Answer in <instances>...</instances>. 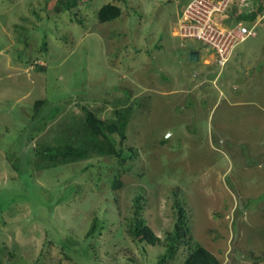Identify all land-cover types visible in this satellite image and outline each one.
Masks as SVG:
<instances>
[{
	"label": "rangeland",
	"instance_id": "obj_1",
	"mask_svg": "<svg viewBox=\"0 0 264 264\" xmlns=\"http://www.w3.org/2000/svg\"><path fill=\"white\" fill-rule=\"evenodd\" d=\"M188 1L0 0V264H181L196 245L264 264V0L222 67L181 38ZM107 2L121 15L100 23ZM66 143L89 151L43 155ZM137 200L157 245L129 233ZM178 204L189 232L170 252Z\"/></svg>",
	"mask_w": 264,
	"mask_h": 264
},
{
	"label": "trees",
	"instance_id": "obj_2",
	"mask_svg": "<svg viewBox=\"0 0 264 264\" xmlns=\"http://www.w3.org/2000/svg\"><path fill=\"white\" fill-rule=\"evenodd\" d=\"M121 15V9L119 6H117L114 3L107 2L103 5H101L97 11V20L100 23L112 21L116 18H118ZM255 16V13H247V14H241L240 19H245L247 21L251 20ZM79 22H81L80 19H78ZM44 44V42H43ZM46 44H44L45 47ZM124 117L122 114L121 117ZM49 117L47 114L42 116V118ZM54 116H51L49 118H52ZM85 121L87 123L88 128L90 129V133L92 136H101L102 142L100 151L113 156L115 158L121 157V152L118 150L115 145L113 144V141L107 133L102 128V123L99 118L95 116L94 113L91 111H87L85 115ZM125 122L121 121L120 128H118L119 135L123 138L124 137V125ZM89 151V148H83L78 146H73L71 144H64L57 148L48 147L43 152V155L50 160L51 162H56L58 160H80L84 158ZM115 181L117 182V176L115 177ZM139 199V198H138ZM141 199V197H140ZM142 204L140 203V200H137L133 216L131 219V222H129V233L133 235V237L137 238L138 240L145 241L149 245H157L160 242V238L153 232L152 228L146 223L145 218L142 215ZM2 212V211H0ZM177 223L174 227V234L172 236L167 235V240L170 241L169 249L168 251L173 252L176 249V241L181 242L184 241L186 238L189 227L188 222L186 220L187 214L184 210V207L181 204H178V211H177ZM97 229V220L96 218H93L87 232H86V238H90L96 233ZM181 264H222L221 261L213 254L209 249L202 245H196L193 248H191L187 255L185 256L184 260L181 262Z\"/></svg>",
	"mask_w": 264,
	"mask_h": 264
},
{
	"label": "built area",
	"instance_id": "obj_3",
	"mask_svg": "<svg viewBox=\"0 0 264 264\" xmlns=\"http://www.w3.org/2000/svg\"><path fill=\"white\" fill-rule=\"evenodd\" d=\"M250 0H190L183 6L178 30L182 39H192L213 50L215 63L222 67L233 47L254 32L241 14L251 13ZM192 47V46H191ZM193 49V48H192Z\"/></svg>",
	"mask_w": 264,
	"mask_h": 264
},
{
	"label": "water",
	"instance_id": "obj_4",
	"mask_svg": "<svg viewBox=\"0 0 264 264\" xmlns=\"http://www.w3.org/2000/svg\"><path fill=\"white\" fill-rule=\"evenodd\" d=\"M189 59L191 61L197 60L198 59V52L197 51H190L189 52Z\"/></svg>",
	"mask_w": 264,
	"mask_h": 264
},
{
	"label": "clouds",
	"instance_id": "obj_5",
	"mask_svg": "<svg viewBox=\"0 0 264 264\" xmlns=\"http://www.w3.org/2000/svg\"><path fill=\"white\" fill-rule=\"evenodd\" d=\"M190 51H197L198 52V57H200V53H199V51L198 50H194V47H193V49H190Z\"/></svg>",
	"mask_w": 264,
	"mask_h": 264
}]
</instances>
